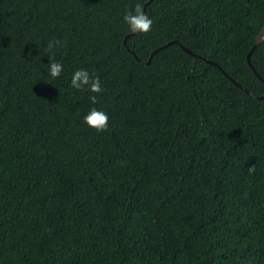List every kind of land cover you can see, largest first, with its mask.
Segmentation results:
<instances>
[{"label":"trees","instance_id":"1","mask_svg":"<svg viewBox=\"0 0 264 264\" xmlns=\"http://www.w3.org/2000/svg\"><path fill=\"white\" fill-rule=\"evenodd\" d=\"M263 25L264 0H0V264H264V98L237 86L264 94Z\"/></svg>","mask_w":264,"mask_h":264},{"label":"clouds","instance_id":"2","mask_svg":"<svg viewBox=\"0 0 264 264\" xmlns=\"http://www.w3.org/2000/svg\"><path fill=\"white\" fill-rule=\"evenodd\" d=\"M124 23L128 26L127 30L131 33H148L152 30V19L143 11L141 3H135L129 7L123 16ZM59 40L50 41L46 46L45 52L60 45ZM63 71V65L54 59H49L48 74L52 78H58ZM71 87L81 91H89L92 93H100L103 91L98 77L91 75L86 69H77L71 76ZM93 103L97 102L96 96H91ZM83 123L95 129L96 131H106L108 128V115L103 110L92 107L82 118ZM254 169L250 168V171Z\"/></svg>","mask_w":264,"mask_h":264},{"label":"water","instance_id":"3","mask_svg":"<svg viewBox=\"0 0 264 264\" xmlns=\"http://www.w3.org/2000/svg\"><path fill=\"white\" fill-rule=\"evenodd\" d=\"M146 3H148V1H147ZM143 11H144V8H143ZM263 40H264V25H263L261 31L259 32V34L256 36V38H255V40H254V43H253L252 47L250 48L249 52L246 54V62H247V64L249 65V67L254 71L255 74H256V72H255V70L253 69V66H252L251 63H250V53L253 51V49L255 48V46H256L258 43H260L261 41H263ZM172 43H177V41H176V40H171V41H169L166 45H168V44H172ZM123 44L125 45V38H124V40H123ZM164 46H165V45H164ZM164 46H160V47L154 49V50L150 53V55H149V57H148L146 63H149V62H150V59H151V57H152V55H153L157 50H159L160 48H162V47H164ZM179 46L181 47V49H182L185 53H187V54H189V55H193L194 57H200L199 55L194 54L189 48L183 46L182 44H179ZM129 52L132 53V54L134 55V53H133L131 50H129ZM208 61L211 62V63H213V62L210 61V60H208ZM256 75H257V74H256ZM236 84H237V83H236ZM237 86H239V87H240L241 89H243L246 93H248L249 95H251V96H253V97H255V98H264V94H263L262 96L257 97V96L252 95L250 92H248L245 88H243V87L240 86L239 84H237Z\"/></svg>","mask_w":264,"mask_h":264}]
</instances>
